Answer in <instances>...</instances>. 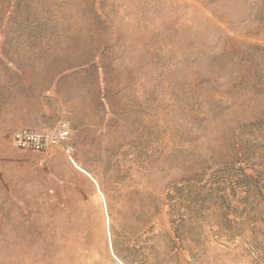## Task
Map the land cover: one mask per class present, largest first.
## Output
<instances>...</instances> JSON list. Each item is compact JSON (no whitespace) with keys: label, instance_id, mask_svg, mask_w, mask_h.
<instances>
[{"label":"rangeland","instance_id":"obj_1","mask_svg":"<svg viewBox=\"0 0 264 264\" xmlns=\"http://www.w3.org/2000/svg\"><path fill=\"white\" fill-rule=\"evenodd\" d=\"M0 264H264V0H0Z\"/></svg>","mask_w":264,"mask_h":264},{"label":"built area","instance_id":"obj_2","mask_svg":"<svg viewBox=\"0 0 264 264\" xmlns=\"http://www.w3.org/2000/svg\"><path fill=\"white\" fill-rule=\"evenodd\" d=\"M67 137L68 131L65 128L47 134L38 133L32 129H24L14 134V140L18 147H28L38 151L63 143Z\"/></svg>","mask_w":264,"mask_h":264}]
</instances>
